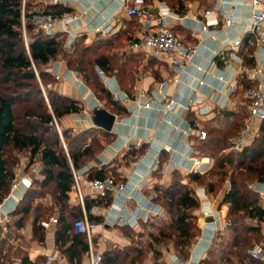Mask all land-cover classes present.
Returning <instances> with one entry per match:
<instances>
[{
    "label": "trees",
    "instance_id": "trees-1",
    "mask_svg": "<svg viewBox=\"0 0 264 264\" xmlns=\"http://www.w3.org/2000/svg\"><path fill=\"white\" fill-rule=\"evenodd\" d=\"M36 1L0 0V202L10 192L17 165V158L14 154H8V150H28L30 163L40 155L43 161L42 176L33 177L32 187L15 210V214L20 216L15 219L14 225L21 228L31 218L34 236L43 242L46 229L41 221L56 212V246L71 264H82L88 241L85 234L74 228V221L82 217L83 211L80 205L70 202L74 184L72 169L79 170L92 162L103 150L104 142L111 140L112 134L99 128L77 131L62 125L65 116L80 112L83 106L77 99L58 91L55 87L57 79L48 68L51 63L64 60L69 69L79 73L99 99L111 105L119 114L127 113L123 106L114 101L96 68L99 67L105 75L117 68L109 48L114 47V41L121 39V36L129 35L118 33L110 37H97L92 43L78 38L68 49L60 34H47L34 26L32 17L37 12L33 10ZM40 11L62 15L69 9ZM192 114L190 112V119L195 123ZM225 115L232 116L227 125L207 128V138L197 144L198 152L213 158L212 167L203 173L192 171L186 177L174 172L169 184L155 185V200L164 207L169 216L168 222L151 231L150 239L141 246L137 243L103 252L106 260L115 264H141L147 258V252L152 250L158 262L161 246L169 244L181 258L188 257L201 230L196 214L200 202L190 184L202 185L211 194L221 191L228 182L230 190L221 200V203L228 205V231L218 233L216 241L221 246L218 253L211 248L201 264H234L235 261L238 264H264L248 253L255 241L264 245V200L249 187L252 182H264V121L250 145L241 151L228 150L229 139L242 128L248 110L245 106L239 111H226ZM143 150L144 146L138 151ZM88 176H112L120 181L108 174L105 168L92 167ZM50 192L53 195L52 205L42 201L34 204L35 200L42 199ZM111 200V195L93 198L86 194L85 206L89 219L101 221L102 218L92 214V208L107 206ZM3 229L0 225V235ZM12 248L9 246L6 250L5 240L2 239L0 264H14L16 260L20 264L45 263L44 258L32 261L21 246L14 250Z\"/></svg>",
    "mask_w": 264,
    "mask_h": 264
},
{
    "label": "crops",
    "instance_id": "crops-1",
    "mask_svg": "<svg viewBox=\"0 0 264 264\" xmlns=\"http://www.w3.org/2000/svg\"><path fill=\"white\" fill-rule=\"evenodd\" d=\"M127 2L130 3L131 0ZM146 2L154 11L160 9L169 12L165 26L176 32L185 44L195 46L200 43L194 58L184 70L174 65L167 54L154 55L149 50L133 46V43L147 31L149 25L141 16L128 15L124 8V0H62L58 4L49 3L48 0H37L33 5L35 11L69 9L65 13L78 16L75 22L78 27L76 31L81 33L79 38H85L87 43L96 37H110L118 33L134 36L133 39L115 40L113 49L109 51L117 62L115 65L117 68L107 75L108 85L119 88L130 96L128 102L114 100L123 106L127 113L119 114L112 109L111 105L99 99L91 88L74 77L64 60H58L49 65V68L56 69L62 76L57 80L58 91L77 99L83 106L80 112L65 116L62 119L63 126L72 127L77 131L90 127L107 131L95 122L94 112L104 108L115 114V122L112 129L108 131L112 134L111 140L104 142L103 150L86 165L90 168H105L108 174L127 182L123 200H126L125 195L137 190V184L141 181L146 182L140 190L144 198L156 192L155 185L169 184L174 172H180L185 177L192 172V161L185 155L190 151L189 145L198 150L197 144L201 141L198 130L207 131V128L212 126L225 127L232 119V116L225 115L226 111L234 112L247 107L244 92L249 86L257 83V80L251 78L246 72L248 68L262 66L261 76L264 78L261 53L255 46H248L246 43L247 28L253 11L252 0H146ZM228 18H232L233 23H228ZM107 24L112 26V30L108 33L94 31L95 27ZM205 24H208V30L203 29ZM240 37L244 38L242 43L234 47L233 41ZM116 45L118 48H115ZM222 49L226 53V62L217 56V52ZM219 75H222L224 80H220ZM177 78L178 81H176ZM202 78L205 81L200 85ZM163 81H167L166 94L178 102L177 108L171 112L165 111L164 99L158 92L159 84ZM233 86L236 89L231 93L230 89ZM228 94L230 104L223 107L222 103L225 102ZM195 99L196 101L193 102ZM147 102H150V107L145 106ZM187 105H190L188 109L185 108ZM190 112H193L192 118L195 123L190 119ZM247 120L248 116L242 128ZM175 126L185 130L186 133L181 132L177 136ZM260 126V121L254 123L253 130L247 135L246 146L258 136ZM138 142H143L142 152L135 149V144ZM165 144L171 146V151L163 149ZM228 150L231 149L228 148ZM197 156L204 159L202 169L205 172L212 167L214 163L212 157L202 152H198ZM158 161L162 168L157 167ZM31 165L41 167L42 171V157L36 156L33 163L28 160L25 169L22 171L16 168L15 174L28 172L32 177L40 178L41 171L39 174L32 172ZM187 181L186 178L185 182ZM227 186L228 182L215 199L204 188L213 208L225 207V216L217 217L219 223L227 219L228 205L221 203ZM84 189L88 194L87 185H84ZM26 192L27 190L21 188L9 200L3 202L0 220L4 221V215L10 213L11 222H1L0 225L4 229L12 226L14 230L21 233L23 228L26 229V234L22 233V235L28 245L21 247L28 252L32 261L44 258V264H47L46 255L55 254L56 264H71L56 246L55 226L46 229L45 239L41 242L34 236L31 218L21 228L14 225L15 219L20 216L15 214V210L19 205L20 197L25 196ZM70 195V202L75 204L74 194L70 192ZM122 199L114 200L112 196L109 205L99 206L92 211L94 216L102 218L101 221L105 222L103 235L96 237L95 241L97 249L102 252H111L137 243L141 246L150 239L151 231H155L159 225L169 220L168 214L161 205L163 213L152 215L150 222H140L134 227L120 224L118 218L124 204ZM125 205L127 210H133L138 205V201L128 200ZM201 209L200 204L196 210L200 234L193 242L189 254L193 253L202 260L214 245L218 233H226L228 228L223 232H217L214 217L207 221L202 216ZM262 233L264 236V224H262ZM198 238L200 243L195 244ZM160 251L159 262L170 264L175 252L172 245H162ZM152 254V250L147 252L148 256ZM16 262L19 261L16 260L14 264ZM86 262L87 257L84 255L82 264ZM146 264L154 263L147 261ZM222 264L228 263L222 262ZM234 264H238L237 261Z\"/></svg>",
    "mask_w": 264,
    "mask_h": 264
},
{
    "label": "built area",
    "instance_id": "built-area-1",
    "mask_svg": "<svg viewBox=\"0 0 264 264\" xmlns=\"http://www.w3.org/2000/svg\"><path fill=\"white\" fill-rule=\"evenodd\" d=\"M49 3L58 4L61 3L62 0H48ZM125 5L124 8L129 16H141L145 18L148 26L146 32H144L134 43L133 46L139 49H146L151 51L154 55L167 54L172 59V63L176 65L181 70H184L186 65H188L194 55L196 54L200 43L198 45L192 46L185 44L180 36L174 32L172 29L165 26V20L169 15V12H164L163 10L154 11L147 4L146 0H131V2H127L124 0ZM252 15L250 22L247 28L246 35V43L248 46H255L256 49L262 55V65H264V0H252ZM78 19L77 15L64 13L62 15H53L51 13H45L42 11H37L33 17L32 22L34 26L44 31L47 34H60V37L64 39L65 47L70 49L73 47L76 40L81 36L80 32H77V26L75 25L76 20ZM232 18H228V23H233ZM204 30H208V24L203 25ZM112 30V26L107 24L106 26H97L94 28L96 33H108ZM243 37L237 38L233 41V46L238 47L242 41ZM217 56L223 60L227 61L225 50H219L217 52ZM50 72L53 73L57 80L61 79L62 76L55 69L48 68ZM72 74L77 80H81V83L87 86L79 73L75 70H71ZM248 75L257 80L255 85L249 86L245 92L244 97L246 99L247 110H248V120L246 121L243 128L230 137L229 139V148L235 151L243 150L247 143L246 138L249 132L253 130L254 123L256 121H264V78H262L263 68L262 66L248 68L246 70ZM37 73V72H36ZM98 73L102 77L104 83L109 87L113 99L115 101L128 102L130 100V96L120 90L119 88H114L108 85L109 77L105 75V73L98 69ZM220 80H224L222 75H219ZM179 79L177 78L176 81ZM204 79L202 78L199 84L204 83ZM166 85L167 81H163L159 84L158 92L162 95L165 102V111L171 112L174 111L178 102L176 99L168 96L166 94ZM236 89L233 86L230 91H234ZM227 98L222 106H228L230 104L229 94L226 95ZM196 99L193 101L195 102ZM192 102V101H191ZM198 102V101H197ZM145 106L150 107V102H147ZM190 106V105H189ZM189 106H185L186 109ZM59 133L62 137L61 130L57 125ZM175 130L177 136L182 133H186L185 130L179 129L178 126H175ZM198 137L200 140H205L207 138V131L205 129L198 130ZM143 142H138L135 144V149H142ZM66 147V145H65ZM163 149L166 151H171V146L169 144L163 145ZM190 151L185 155L189 160L192 161V170L194 172L203 173L205 170L202 169L203 166V158L197 156L198 151L194 149L192 145H189ZM68 153V152H67ZM70 157V154H67ZM159 161L157 162V167H160ZM32 166V172L40 173L41 167ZM22 171L25 169V166L20 168ZM90 170V166L86 165L83 168L73 171L74 184L72 187V193L75 196L76 204L80 205L83 211L82 217L76 219L74 221V228L77 232L83 233L87 237L88 241V250L86 252L87 262L86 264H115L111 261L105 259L102 251L97 249L96 242L94 241L96 237L102 236L105 231V222L103 221H91L88 216V212L85 206V195L87 194L84 189V185H87L89 188V195L93 198L104 197L111 195L114 197V200H121L124 191L127 187V182L117 181L114 177L108 176L105 178H89L88 173ZM33 185V177L28 172L16 173L15 177L11 183L10 192L7 196L0 202V211L3 206V202L9 200V198L19 189L24 188L28 190ZM146 185L145 181H141L137 184L134 193L125 195V199L123 200L124 204L121 207V212L119 214L118 223L127 224L131 227L140 224V222H148L152 215H159L163 213V207L159 204L155 198L157 197V193H152L149 196L142 198L140 190ZM249 187L252 188L255 192H257L264 200V182H256L250 183ZM195 194L199 199V202L202 207V216L204 218L214 217L215 229L217 232H223L226 228H228L229 221L225 219L224 222L219 223L217 217L225 216V207L213 208L211 206L210 200L207 196V193L204 187H195ZM230 190V186L228 184L226 191ZM141 195V196H140ZM24 197V196H23ZM20 197L19 202L23 199ZM137 200L138 205L133 210H127L126 201L128 200ZM142 200H144L142 202ZM99 206H93L92 211L98 209ZM4 221L1 222H11L10 213H6L4 215ZM58 223V217L56 215L50 216L48 219H44L41 221V225L45 229L52 228ZM22 233L26 234V229H22ZM200 239L198 238L195 244H199ZM249 255L255 260L264 263V245L261 243L254 244L248 251ZM47 264H56L57 258L55 254H47ZM15 264H20L16 262ZM170 264H201V259L197 258L193 253L189 254L186 258H181L176 252L173 253Z\"/></svg>",
    "mask_w": 264,
    "mask_h": 264
},
{
    "label": "rangeland",
    "instance_id": "rangeland-1",
    "mask_svg": "<svg viewBox=\"0 0 264 264\" xmlns=\"http://www.w3.org/2000/svg\"><path fill=\"white\" fill-rule=\"evenodd\" d=\"M130 36H131V39L134 38V36H132V35L125 36V37L124 36H121V38H124V39L127 38V39H129ZM96 38H94L93 40H95ZM92 41H90V43H92ZM85 43H87V41H85ZM115 48H118V46L115 47ZM112 49H113V47H110L109 48V50H112ZM96 69H99V67H97ZM55 87H56V84H55ZM8 154H14L15 157L17 158V165H16V161L14 160L15 161V164L14 165H16L14 170H16V168H18V169L21 168V167L23 168L27 164V162L29 160V154L30 153H29L28 150H24L22 152H18L16 150H13L12 151L11 149H9L8 150ZM18 154H21V155H18ZM190 186L193 189L196 186L203 187L202 185H198L196 183H191ZM223 189H224V187H223ZM223 189H221V190H223ZM219 193H220V191L218 193H211L212 198L213 199L217 198L218 195H219ZM39 201H42V202H44V203H46L48 205H52V203H53V195L50 192L49 194L45 195L42 199L35 200L34 201V204H36ZM52 215H58V214L56 212H54ZM19 232L20 231L14 230L12 228V226L9 227V228L3 229V231L1 232V235H0V244H1L2 239H4L5 240V249L6 250H7V248H9V246H12L13 247L12 249L14 250L16 247L28 245V243L27 242L25 243V241H24L25 237H23L22 233L21 232L19 233ZM256 243H259V241H255L254 242V244H256ZM220 247L221 246L219 244H217V241H215V243L212 246V249L211 250L214 251V253H218ZM154 256H155L154 254H152V256H148L147 255L148 258H145V260H143L144 262L142 261L141 264H146L147 261H150L151 263H154V264H164L162 261L156 262L155 259H154ZM150 257H151V259H149Z\"/></svg>",
    "mask_w": 264,
    "mask_h": 264
},
{
    "label": "water",
    "instance_id": "water-1",
    "mask_svg": "<svg viewBox=\"0 0 264 264\" xmlns=\"http://www.w3.org/2000/svg\"><path fill=\"white\" fill-rule=\"evenodd\" d=\"M94 114H95L94 120L99 126L103 127L108 131L112 129V126L116 118L115 114L107 111L104 108L95 110ZM212 219L213 218L211 217L206 218L207 221H210Z\"/></svg>",
    "mask_w": 264,
    "mask_h": 264
}]
</instances>
